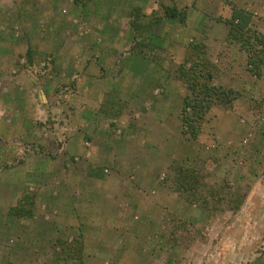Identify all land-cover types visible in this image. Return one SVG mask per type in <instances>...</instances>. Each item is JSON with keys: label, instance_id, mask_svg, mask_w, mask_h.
Masks as SVG:
<instances>
[{"label": "rangeland", "instance_id": "1", "mask_svg": "<svg viewBox=\"0 0 264 264\" xmlns=\"http://www.w3.org/2000/svg\"><path fill=\"white\" fill-rule=\"evenodd\" d=\"M232 6L264 35V0H0V264H264V64L228 40ZM195 44L236 98L191 137Z\"/></svg>", "mask_w": 264, "mask_h": 264}, {"label": "trees", "instance_id": "2", "mask_svg": "<svg viewBox=\"0 0 264 264\" xmlns=\"http://www.w3.org/2000/svg\"><path fill=\"white\" fill-rule=\"evenodd\" d=\"M228 27L227 38L237 44L247 55V65L250 72L261 75V66L264 64V35L252 27V14L236 6H232L229 18L224 20ZM203 46L190 45L188 55L176 68L177 76L186 84L188 94L182 99L181 120L183 133L196 137L206 113L215 103L231 105L236 98L232 89H224L211 84L214 78V65L203 54ZM176 191L187 201L197 202L204 207L208 204L205 193L214 199L215 191L205 190V185L197 173L186 167L176 168L174 180ZM231 209V208H229ZM23 208H10L12 215L21 217Z\"/></svg>", "mask_w": 264, "mask_h": 264}]
</instances>
